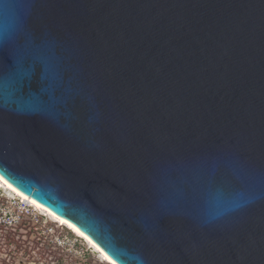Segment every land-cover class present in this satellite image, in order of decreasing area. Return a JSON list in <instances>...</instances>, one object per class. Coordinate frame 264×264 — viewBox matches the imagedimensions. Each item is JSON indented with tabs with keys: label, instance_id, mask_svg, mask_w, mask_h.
I'll return each mask as SVG.
<instances>
[{
	"label": "water",
	"instance_id": "water-1",
	"mask_svg": "<svg viewBox=\"0 0 264 264\" xmlns=\"http://www.w3.org/2000/svg\"><path fill=\"white\" fill-rule=\"evenodd\" d=\"M0 179L113 264H264V0H0Z\"/></svg>",
	"mask_w": 264,
	"mask_h": 264
},
{
	"label": "rangeland",
	"instance_id": "rangeland-1",
	"mask_svg": "<svg viewBox=\"0 0 264 264\" xmlns=\"http://www.w3.org/2000/svg\"><path fill=\"white\" fill-rule=\"evenodd\" d=\"M11 200L8 192H0V203L7 205L9 210L23 209ZM23 213L25 221L35 229L19 230L15 226L6 232L3 230L0 233V264H105L83 240L55 226L48 217L41 218L26 208ZM38 214L42 213L38 211Z\"/></svg>",
	"mask_w": 264,
	"mask_h": 264
},
{
	"label": "bare ground",
	"instance_id": "bare-ground-1",
	"mask_svg": "<svg viewBox=\"0 0 264 264\" xmlns=\"http://www.w3.org/2000/svg\"><path fill=\"white\" fill-rule=\"evenodd\" d=\"M8 192L11 196L12 199L14 200L16 197H20L22 202L25 204H29L30 206H32L36 211L41 212L42 214H44V216L48 217L50 220H55L56 222H58L60 224V226H65L68 230L71 231V234L73 236H75V238L81 239L84 241V243H86L87 245L90 246V249H92V251L97 255L98 259L107 264H113L96 246H94L88 239H86L83 235H81L79 232H77L75 229H73L71 226H69L67 223H65L64 221H62L61 219H59L58 217H56L55 215L51 214L50 212H48L47 210H45L44 208L40 207L39 205H37L36 203H34L33 201L29 200L28 198L24 197L23 195L19 194L18 192H16L14 189H12L10 186H8L7 184H5L1 179H0V192ZM58 224V225H59ZM89 249V250H90ZM107 262V263H106Z\"/></svg>",
	"mask_w": 264,
	"mask_h": 264
},
{
	"label": "built area",
	"instance_id": "built-area-1",
	"mask_svg": "<svg viewBox=\"0 0 264 264\" xmlns=\"http://www.w3.org/2000/svg\"><path fill=\"white\" fill-rule=\"evenodd\" d=\"M13 201V200H11ZM15 202H18V204L23 208L22 210L19 211H11L9 210V208L7 207V205H4L2 203H0V233H3L2 231L4 230V232H6L7 229H11L12 227H19V226H23V224L26 222L27 224H29L27 221H25V215H24V208L31 210L34 213H37V215H39L41 218H44L46 216H44L43 214H38V211H36L32 206H30L29 204H25L22 202L20 197H16L14 199ZM47 218V217H46ZM51 223H53L55 226L59 227V228H63L65 230H67L66 228H64L63 226H59L58 223H56L54 220H50L48 219ZM31 224H29L30 230L29 231H34L35 227H33ZM68 231V230H67ZM70 234L71 232L68 231ZM72 235V234H71ZM78 239V238H75ZM81 240V239H78ZM82 241V240H81ZM89 249V248H88Z\"/></svg>",
	"mask_w": 264,
	"mask_h": 264
},
{
	"label": "trees",
	"instance_id": "trees-1",
	"mask_svg": "<svg viewBox=\"0 0 264 264\" xmlns=\"http://www.w3.org/2000/svg\"><path fill=\"white\" fill-rule=\"evenodd\" d=\"M16 229H21V230H30L29 224H27L26 222L23 224V226H19ZM8 230V229H7Z\"/></svg>",
	"mask_w": 264,
	"mask_h": 264
}]
</instances>
